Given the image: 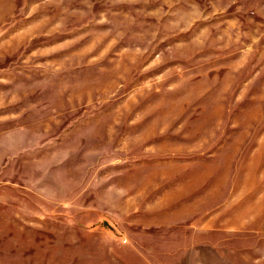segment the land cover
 Segmentation results:
<instances>
[{
    "label": "rangeland",
    "instance_id": "1",
    "mask_svg": "<svg viewBox=\"0 0 264 264\" xmlns=\"http://www.w3.org/2000/svg\"><path fill=\"white\" fill-rule=\"evenodd\" d=\"M0 264H264V0H0Z\"/></svg>",
    "mask_w": 264,
    "mask_h": 264
}]
</instances>
